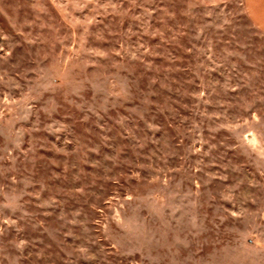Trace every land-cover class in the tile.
Segmentation results:
<instances>
[{
  "label": "rangeland",
  "instance_id": "rangeland-1",
  "mask_svg": "<svg viewBox=\"0 0 264 264\" xmlns=\"http://www.w3.org/2000/svg\"><path fill=\"white\" fill-rule=\"evenodd\" d=\"M0 264H264L245 0H0Z\"/></svg>",
  "mask_w": 264,
  "mask_h": 264
},
{
  "label": "crops",
  "instance_id": "crops-1",
  "mask_svg": "<svg viewBox=\"0 0 264 264\" xmlns=\"http://www.w3.org/2000/svg\"><path fill=\"white\" fill-rule=\"evenodd\" d=\"M245 4L254 25L264 32V0H245Z\"/></svg>",
  "mask_w": 264,
  "mask_h": 264
}]
</instances>
